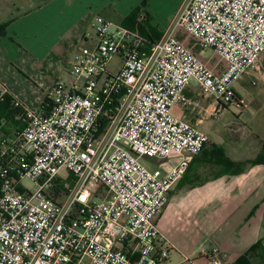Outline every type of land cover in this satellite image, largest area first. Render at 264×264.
Here are the masks:
<instances>
[{
    "label": "built area",
    "instance_id": "built-area-1",
    "mask_svg": "<svg viewBox=\"0 0 264 264\" xmlns=\"http://www.w3.org/2000/svg\"><path fill=\"white\" fill-rule=\"evenodd\" d=\"M69 66L70 81L47 94L49 112L27 110L0 85V102L22 112L24 128L0 132V264H161L169 243L157 219L207 134L176 118L196 81L218 103L236 102L234 84L259 68L264 0H186L171 28L147 50L136 31L101 16ZM227 63L217 75L178 37ZM120 55V72H110ZM8 96V97H7ZM180 161L166 174L149 161ZM68 176L63 177L62 171ZM30 180L35 190L23 181ZM60 183L61 195L53 190ZM99 189V192H97ZM101 189V190H100ZM162 243V245H159ZM218 248L210 264H226Z\"/></svg>",
    "mask_w": 264,
    "mask_h": 264
},
{
    "label": "crops",
    "instance_id": "crops-1",
    "mask_svg": "<svg viewBox=\"0 0 264 264\" xmlns=\"http://www.w3.org/2000/svg\"><path fill=\"white\" fill-rule=\"evenodd\" d=\"M185 1L175 0L177 5L170 8L169 0H148L145 11L151 24L164 33ZM143 2L0 0V32L8 24L5 35L0 36V85L27 110L41 113L46 91L62 79L64 71L69 75L65 61L71 48L80 41L83 46L87 34L94 37L93 29L79 34V24L87 15L93 17L92 13L98 12L123 27L120 19L130 16ZM176 33L217 75L226 71L227 63L216 52L200 50L182 29ZM115 57L121 61L120 55ZM233 87L236 102L218 113L217 101L193 80L185 90L191 103L178 104L172 110L176 118L197 126L210 141L200 155L188 157L187 172L158 216L161 236L170 245L169 256L161 264H210L215 248L226 264H235L259 240L264 245V162L255 164L264 160V53L259 68ZM4 125L3 120L1 133ZM16 134L12 130L6 137ZM179 161L180 157L173 156L165 162H152L166 174Z\"/></svg>",
    "mask_w": 264,
    "mask_h": 264
},
{
    "label": "trees",
    "instance_id": "trees-1",
    "mask_svg": "<svg viewBox=\"0 0 264 264\" xmlns=\"http://www.w3.org/2000/svg\"><path fill=\"white\" fill-rule=\"evenodd\" d=\"M148 0H144L141 7L135 10L130 16L120 19V24L127 29L136 30L144 39L147 46V50L150 49L154 44L158 43L163 33L160 32L155 26L151 24V17L145 11ZM8 24L2 26V31L0 36L5 35V29ZM8 97V96H7ZM49 99L46 97L43 100L41 114H47L49 112ZM22 109H15L10 104V98L5 102H0V124L5 121V125L1 128L2 133L6 136H10L12 130L17 131V134L21 132L24 128V123L22 121L14 120V117L21 113ZM16 134V135H17ZM264 160H257L255 164H261ZM61 184L58 183L57 187L53 190L54 196L60 197ZM235 264H264V245L263 241L259 240L254 244L247 253L242 255Z\"/></svg>",
    "mask_w": 264,
    "mask_h": 264
},
{
    "label": "rangeland",
    "instance_id": "rangeland-1",
    "mask_svg": "<svg viewBox=\"0 0 264 264\" xmlns=\"http://www.w3.org/2000/svg\"><path fill=\"white\" fill-rule=\"evenodd\" d=\"M183 3H185V2H183ZM177 5V3L175 2V0H169V7L170 8H172V7H175ZM92 15H93V17L92 16H90V15H87V17L85 18V20H84V22L83 23H80L79 24V27L81 28L80 30H82V32H80L79 34H86V31H92V27H93V25L90 27V24L94 21V19L97 17V16H99V13L98 12H94V13H92ZM89 23V24H88ZM78 27V28H79ZM78 47H82V44H81V41H80V43H78V46L77 47H72L71 48V51H70V54H69V57L66 59V61H65V66L67 67L68 65L70 66V64L71 63H73L74 61H75V56H76V53H77V50L79 49ZM122 66V64H121V61H120V59L119 58H117V57H115V58H113L112 59V61H111V63H110V65H109V70H110V72H112L113 74H118L119 72H120V67ZM16 70H20V69H18V68H16ZM66 70V69H65ZM19 74H21L20 73V71H19ZM22 75V74H21ZM23 76V75H22ZM58 75H56V77H57ZM68 77H69V75H68V73L66 72V71H64L63 72V76H62V81L63 82H65V80H66V78L68 79ZM47 94H48V91H46V94H44V96H43V99H45L46 97H47ZM142 164L144 165V166H146V167H148L149 169H153L155 166H154V164H153V162L152 161H149V160H147V159H143L142 160ZM61 175L63 176V177H66L67 178V176H68V173H67V171H62L61 172ZM23 184L28 188V189H30V190H35L36 188H35V185L30 181V180H28V179H25L24 181H23ZM101 190V189H100ZM97 192H99V189H98V191Z\"/></svg>",
    "mask_w": 264,
    "mask_h": 264
}]
</instances>
